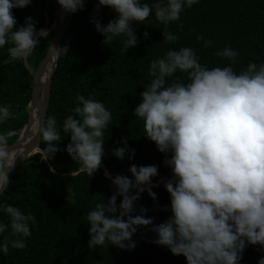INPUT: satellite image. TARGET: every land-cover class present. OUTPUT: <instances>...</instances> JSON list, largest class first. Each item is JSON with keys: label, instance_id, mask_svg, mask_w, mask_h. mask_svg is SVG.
Returning <instances> with one entry per match:
<instances>
[{"label": "clouds", "instance_id": "1", "mask_svg": "<svg viewBox=\"0 0 264 264\" xmlns=\"http://www.w3.org/2000/svg\"><path fill=\"white\" fill-rule=\"evenodd\" d=\"M32 0H0V47L6 44L10 57L26 61L33 55L40 37L46 30L37 32L31 16L23 26L16 27L14 8H24ZM65 12L83 10L86 0H57ZM199 0H157L151 7L141 0H98L118 13L107 26L93 17L95 29L104 37L103 43L124 37L122 52L138 44L133 22L143 23L155 11V19L164 25L163 40L174 43L178 36L168 31L171 22L179 21L184 8H191ZM182 27V24L180 25ZM148 32L143 36L147 38ZM203 40L197 36V41ZM211 40L204 41L210 47ZM68 51L66 47H63ZM235 62L238 52L225 47L214 53ZM177 71L187 74V83L179 77L172 83ZM151 82L140 93L134 115L143 122L144 134L155 143L157 150L166 155L163 163L172 169L174 181L164 183L171 197L172 215L159 225L145 218L149 211L144 207L133 215L134 202L141 193L151 190L152 178L158 175L156 165H131L134 179L117 175L111 179L113 195L107 203H97L87 215L90 224L88 247L109 244L132 250L133 234L140 226H151L157 234L153 243L166 246L173 255H183L187 264H239L247 244L264 246V63L249 62L246 70L237 73L231 63L213 67L199 63V56L190 47L169 49L165 57L151 61ZM79 106L72 109L63 122L64 133H69L67 153L80 171L93 176L100 168L104 155V133L112 114L104 104L83 95L77 97ZM12 117L10 106H0V122ZM43 152L50 159L60 151L54 142L62 139L54 116L46 119L39 128ZM9 134H0V189L8 184V173L18 156L16 149L9 151ZM130 152L127 141L124 147L113 150V155L123 160ZM47 159V160H48ZM135 189L133 194L132 190ZM122 197L117 207V197ZM10 218L9 224L0 223V234L10 228V239L0 243V251L7 254L13 249H24L25 237L31 236L30 224L36 218L24 214L19 208L2 205ZM118 212V215H117ZM258 264H264L262 257Z\"/></svg>", "mask_w": 264, "mask_h": 264}, {"label": "trees", "instance_id": "2", "mask_svg": "<svg viewBox=\"0 0 264 264\" xmlns=\"http://www.w3.org/2000/svg\"><path fill=\"white\" fill-rule=\"evenodd\" d=\"M157 0H141L151 7ZM166 3V0H165ZM98 0H86L83 10L74 13L72 23L65 33L61 46L69 45L68 51L61 53L52 80L50 103L47 118L54 116L62 139L54 142L60 149L48 159L44 152H37L20 163L15 169L10 183L0 196V206L11 205L24 214L31 213L36 222L30 224L31 236L24 249H13L9 245L7 254L0 251V264H187L183 255H173L166 246L153 241L158 237L151 226H140L132 236L135 248L119 249L111 244L98 246L95 250L88 247L90 224L87 215L97 203H107L113 195L111 179L107 178L100 167L93 176L84 172L68 175L80 169L66 151L70 134L64 133L63 122L72 109L79 106L77 97L83 95L104 104L112 114L111 122L104 133V155L102 163L115 176L132 177L131 165H156L157 181L173 176L172 169L163 161L171 153H161L154 142L144 134L143 122L136 118L134 110L142 102L140 93L145 90L152 77L149 75L151 61L165 57L168 50L190 47L199 56V63L209 69L225 67L230 63L237 73L246 70L249 62L257 65L264 63V0H199L191 8L185 7L180 20L171 22L167 30L178 36L174 43L163 40L164 25L155 19V11L143 22H133L132 28L138 44L125 53L124 37L104 44V37L95 29L93 17L102 26L117 18L112 8L100 6ZM12 13L17 20L16 27L23 26L25 18L31 16L38 32L47 20L49 25L54 19L55 0H32L24 8H14ZM182 24V27L180 26ZM148 32L147 38L143 36ZM53 32L40 37L39 44L28 62L36 69L46 55ZM197 36L203 40L197 41ZM211 40L210 47L204 41ZM0 47V106H10L12 117L0 122V134H9L12 143L18 131L28 121L26 106L31 99L33 75L25 61L10 57L8 48ZM231 47L238 52L235 62L216 56L217 50ZM179 77L187 83V74L177 71L168 83ZM130 152L123 160L113 155V150L124 147ZM41 148L45 142L41 140ZM48 159V160H47ZM156 194L154 201L145 190L134 202L133 215L139 209H149L145 218H152L155 225L167 220L171 215V197L164 185L152 186ZM133 194L135 189L132 190ZM122 197H117V207ZM118 215V212H117ZM10 218L0 207V223L9 224ZM10 236V228L0 234V243ZM239 264H258L264 257V246L247 244Z\"/></svg>", "mask_w": 264, "mask_h": 264}, {"label": "water", "instance_id": "3", "mask_svg": "<svg viewBox=\"0 0 264 264\" xmlns=\"http://www.w3.org/2000/svg\"><path fill=\"white\" fill-rule=\"evenodd\" d=\"M73 17L74 13L65 12L59 5L57 0H55V13L52 23L49 25V20H47L46 25L38 30V32L42 29L46 30L47 35L50 32H53L46 55L41 60L36 69L32 68V66L28 62V59L25 61V65L33 75V80L31 83V99L26 106L28 121L18 131L10 133H16L17 137L12 143H9L10 145L8 146V150L11 151L16 149L18 156L15 160L14 167L8 173V184L4 189H0V196L8 187L11 177L19 164L30 158L37 152L43 153V149L41 148L42 137L41 133L39 132V128H42L44 126L47 119L53 75L58 66L59 57L61 53L65 51L61 46V42L65 37L66 31L72 23ZM64 47L68 49L69 45H66ZM2 64L3 62H0V66ZM49 65L50 68L47 77L42 81V76L44 75V73H46ZM100 167L103 168L104 173L107 172L112 178L115 177V175L111 173L103 163H101ZM79 171L80 169L75 172H71L68 175L76 174ZM170 180L174 181V177L171 176L157 181H152L151 185L145 187L147 188L152 186L164 185L165 182Z\"/></svg>", "mask_w": 264, "mask_h": 264}, {"label": "bare ground", "instance_id": "4", "mask_svg": "<svg viewBox=\"0 0 264 264\" xmlns=\"http://www.w3.org/2000/svg\"><path fill=\"white\" fill-rule=\"evenodd\" d=\"M49 68H50V65L48 66L46 73H44V75L42 76V81L46 79Z\"/></svg>", "mask_w": 264, "mask_h": 264}]
</instances>
